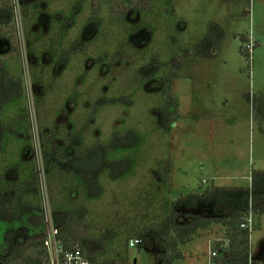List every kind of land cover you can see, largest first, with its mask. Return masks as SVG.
<instances>
[{"label":"rangeland","instance_id":"1","mask_svg":"<svg viewBox=\"0 0 264 264\" xmlns=\"http://www.w3.org/2000/svg\"><path fill=\"white\" fill-rule=\"evenodd\" d=\"M10 1L0 0V7ZM135 2L137 9L128 0H42L37 11L23 16L27 61L22 60L24 47L18 43L13 23L0 25V59L22 78L23 108L32 140L24 158L35 159L44 182L45 208L54 215L55 205H86L83 229L91 235L115 237L113 251L125 249L128 255L124 264H160L164 242L147 236L141 237V244L129 246L139 228L169 221L175 236L174 223L189 219V214L217 213L213 203L180 205L179 196L211 183L250 185L253 170L264 169V119L259 118V125L253 110V96H264V0H172L173 14L165 0ZM120 5L123 17L113 15V7ZM212 22L224 27L225 37L212 59L194 65L199 58L188 57L173 76L171 90L178 97L180 116L167 133L159 125L163 116L158 106L165 98L161 79L175 70L165 65L151 76L149 64L153 56L167 62L192 49ZM241 34L251 37L250 58L242 52L249 42H243ZM68 47V63L56 64L51 51L57 55ZM248 93L250 99L245 96ZM128 94H132L131 103L98 102L102 97ZM11 113L16 121L18 113ZM128 128L145 137L136 152L135 173L120 181L103 175L102 197L87 198L78 188L63 192L62 177L56 185L48 181L47 149L69 145L78 133L84 137V146L109 142L113 133ZM7 174L15 177L16 171ZM173 208L181 214L175 216ZM253 212L254 231L248 242L255 249L264 242V212ZM41 215L44 223L43 204ZM24 224L23 220H0L1 250L6 248L5 233ZM225 230L216 222L198 230L179 243L184 257L174 264H209L210 242L226 239ZM109 261L106 264L114 262ZM254 262L264 264V259Z\"/></svg>","mask_w":264,"mask_h":264},{"label":"trees","instance_id":"2","mask_svg":"<svg viewBox=\"0 0 264 264\" xmlns=\"http://www.w3.org/2000/svg\"><path fill=\"white\" fill-rule=\"evenodd\" d=\"M128 1L132 9L139 8L135 0ZM165 1L173 14L172 0ZM21 2L26 15L37 11L42 0H21ZM113 15L123 17L125 15L123 5H120L118 9L113 7ZM11 20L10 6L0 7V25L10 24ZM224 37V27L218 22H212L202 40L194 48L175 55L167 62L161 61L158 56H153L154 62L149 64L147 74L153 76L165 65H170L173 71L177 70L181 67L183 60L191 56L212 58ZM240 37L243 42L250 41L247 34H241ZM242 52L250 58L246 47L242 48ZM51 53L54 54L56 64L68 63L71 57L69 47L61 49L57 55L54 51ZM173 76L161 79L165 98L164 102L158 106L163 116L159 125L167 133L171 131V125L180 116L178 97L171 90ZM245 96L250 99L249 93ZM132 99V94H128L111 98L102 97L98 102L128 101L131 103ZM23 100L24 87L21 76L13 71V67L6 60L0 59V220H23L25 223L17 231L14 229L5 233L6 248L0 249V264H42L43 261L45 234L41 215L42 195L35 159L33 158L32 161V159L24 158L25 149L32 146V140L29 126L27 127L26 124L28 117L23 108ZM13 110L19 115L16 121H12ZM253 110L254 118L259 123V118L264 119V96H253ZM144 142V135L134 128L116 131L109 142H99L90 146L83 145L84 137L78 133L76 139L69 145L60 144L55 150L45 151V172L49 177L48 181H53L56 185L59 184L57 179L62 177L63 192L78 188L82 189L87 198H100L105 191L101 182L103 175L112 181H120L135 173L138 164L136 152ZM10 168L18 170V176L14 179L7 177V171ZM176 202L191 207L200 203H213L217 213L189 214V219L174 223L175 236L171 233L169 221L139 228L134 236L138 238L149 236L164 242L166 247L160 264H174L175 260L182 259L183 252L179 243L184 244L192 235L197 234L198 230L205 229L214 222L226 227L225 235L229 241L230 253L221 254L222 262L224 264L249 263L251 245L248 242V232L240 225L251 210L264 211V169L253 170L250 185L226 186L211 183L204 188L200 185L193 192L179 196ZM53 210L61 238L66 243L82 241L94 261L106 264L112 259L113 264H124L127 260L128 255L125 249L123 253L113 251L116 245L115 237H107L106 233L95 236L83 229V220L88 214L86 205L66 207L60 204L55 205ZM173 213L175 216L181 214L176 208H173ZM29 228L34 230L29 232ZM89 241H96L97 245H92ZM224 241L215 243V249L222 252Z\"/></svg>","mask_w":264,"mask_h":264},{"label":"built area","instance_id":"3","mask_svg":"<svg viewBox=\"0 0 264 264\" xmlns=\"http://www.w3.org/2000/svg\"><path fill=\"white\" fill-rule=\"evenodd\" d=\"M8 5L11 8L12 12V20L10 24H16L14 32L16 34L18 43L21 44V48L24 47V26H23V5L21 0H11ZM249 53L253 50V44L251 42L248 43L246 46ZM25 47L22 51V60L26 62V51L24 52ZM26 54V55H25ZM33 118V115L31 116ZM33 123V122H32ZM34 124V123H33ZM37 139L34 140V146H36ZM46 173V172H45ZM47 175V174H46ZM39 181H40V174H39ZM40 188H41V195L42 201L41 206L43 204L45 216H44V234H45V246L43 252V261L42 264H103L99 261H94L89 254L88 249L83 244L82 241H72L66 243L60 234V229L55 222V217L52 213V210L49 211L45 208L44 204V182L40 181ZM240 227L248 232V237L252 238V233L254 230L253 227V211L251 210L245 218L242 220ZM224 245H228L229 241L227 239H223ZM222 239H218L217 242L211 243V252H210V259L209 264H224L221 260L220 251L212 247V244L219 243L223 241ZM142 243V239L138 237H134L130 239L129 246L135 247ZM248 264H255L252 259H249Z\"/></svg>","mask_w":264,"mask_h":264},{"label":"crops","instance_id":"4","mask_svg":"<svg viewBox=\"0 0 264 264\" xmlns=\"http://www.w3.org/2000/svg\"><path fill=\"white\" fill-rule=\"evenodd\" d=\"M176 2L174 1L173 2V7H174V14H176V12H177V7H176ZM207 30L208 29H206L204 32H203V35L201 36V40H202V38H203V36L205 35V33L207 32ZM250 37V36H249ZM250 39H251V37H250ZM199 43V42H198ZM197 43V44H198ZM196 44V45H197ZM195 47V46H194ZM193 47V48H194ZM188 51V50H187ZM191 57H194V59L195 58H199L198 60H196L195 62H192V64H194V65H200L202 62H203V60H208V59H212V58H205V57H198V56H191ZM188 59V57L186 58V59H184L183 60V62H182V64H181V67L179 68V69H177V70H175V72H174V76L175 75H178V70H181L182 68H183V66L185 65V63H186V60ZM188 66H189V63H188ZM184 73H189V72H184ZM180 75H183V76H186L185 74H180ZM187 75H190V74H187ZM191 76V75H190ZM222 80L223 81H221V82H226V79H225V77H223L222 78ZM176 123V122H175ZM176 125V124H175ZM26 156V155H25ZM15 170L16 171V175H15V177H10V176H8V174H7V177L8 178H10V179H14V178H16L17 176H18V170L16 169V168H10L8 171H10V170ZM7 171V172H8ZM260 211V210H259ZM262 212H264V211H262ZM254 213V212H253ZM254 231V230H253ZM212 242H214V239H212L211 240V242H210V244L212 243ZM262 242V241H261ZM252 244V243H251ZM227 246L228 245H223V248H224V250L221 252L220 251V254H223V255H227V253H226V248H227ZM264 242H262V243H259L258 244V246L254 249L253 248V246L250 248L251 250V252L249 253V259H252L253 261H257V260H259V259H264ZM184 257V256H183Z\"/></svg>","mask_w":264,"mask_h":264},{"label":"flooded vegetation","instance_id":"5","mask_svg":"<svg viewBox=\"0 0 264 264\" xmlns=\"http://www.w3.org/2000/svg\"><path fill=\"white\" fill-rule=\"evenodd\" d=\"M23 12H24V8H23ZM24 16H25V13H24Z\"/></svg>","mask_w":264,"mask_h":264}]
</instances>
